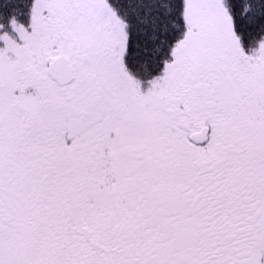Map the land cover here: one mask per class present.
I'll return each mask as SVG.
<instances>
[{
    "label": "snow or ice",
    "instance_id": "1",
    "mask_svg": "<svg viewBox=\"0 0 264 264\" xmlns=\"http://www.w3.org/2000/svg\"><path fill=\"white\" fill-rule=\"evenodd\" d=\"M0 264H264V0H0Z\"/></svg>",
    "mask_w": 264,
    "mask_h": 264
}]
</instances>
